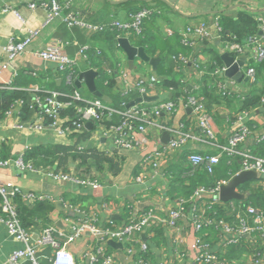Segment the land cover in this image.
<instances>
[{
	"label": "crops",
	"instance_id": "obj_1",
	"mask_svg": "<svg viewBox=\"0 0 264 264\" xmlns=\"http://www.w3.org/2000/svg\"><path fill=\"white\" fill-rule=\"evenodd\" d=\"M56 1L62 6L61 16L49 18V9L41 7L40 4L46 2L51 6L52 0H0V45H5L12 37L22 40L29 35V31L37 32L26 51L4 71L0 83L2 88L8 85L15 87L18 82L20 84L21 78L18 81L17 78L19 72L23 71L25 74L23 73L22 78L28 83H23L25 86L22 88L25 90L34 91L43 87L49 91H56L62 82L58 64L42 59L38 55L40 51L56 46L62 47V52L74 59L79 69L82 71L90 69L81 50L83 47L103 49L108 47V40L105 39V34L91 31L81 24L68 26L63 17L69 12L78 13L83 22L110 25L115 22H131L132 7L139 6L149 10L151 15L143 22V34L140 33L138 36L131 31H125L120 32V36L127 37L135 46H143L151 57L160 58L158 76L154 74L151 64L139 58L135 59L131 69L123 50L124 53L118 54L126 62L132 80L148 75H155L158 79L159 76L169 73L162 69L160 64L162 57L180 58L181 64L173 65L176 70L174 71L182 75L190 88L195 89L200 86L202 75L209 73L206 65V68H200V63L209 64L214 53L222 57L223 53L229 52L217 33L218 15L220 13L236 15L241 8H247L264 19V0ZM30 3H36L38 6L31 8ZM202 24L206 25L210 35L194 46L185 45L182 33L189 26ZM250 56L252 57V53ZM7 60V53L0 51V65ZM251 63L257 69L253 82L249 79L235 80L224 74L226 78L217 85L224 84L222 91L227 95H238V98L248 94L254 86L264 89V61L257 62L252 59ZM251 63L250 61L247 65L245 63L241 70ZM108 71L111 72L110 69ZM117 79L120 80L119 76ZM250 82L253 85H250ZM161 94L164 92L161 91ZM34 95L32 93V96ZM157 95L160 100V92ZM154 102L156 101L147 103ZM185 104L187 103H183L172 118L164 113L154 116L155 118H152L154 124L148 127L147 134L132 149L119 147L115 143L114 135L103 136L99 128L94 127L96 123L92 121L91 128L86 127L83 131L73 129L71 133H62L50 125H45L42 130L31 128L19 130L13 127L15 118L3 115L0 118V159L10 162L0 168V181H13L21 191L23 200L30 207L34 199H30L27 193L54 197L53 200H40L45 202L46 217L51 219L48 227L66 233L72 232L73 222L86 220L102 229H122L130 222L133 213L141 215L151 209L157 215L165 217L173 207H178L180 201H188L191 197L181 195L176 192L175 186L171 185V178L175 179L179 175L182 165L186 169L189 166L192 168L188 159L190 154H219L222 151L220 146L228 145L231 133L239 126L237 119L244 113L245 125L249 128L250 134L241 145V149L253 151L254 147L264 140V99L257 108L250 111H239L238 105H232L227 109L216 108L213 110V117L208 113L216 125V142L213 143L205 140L195 113ZM15 109L18 112L17 108ZM231 113L236 115L233 121L229 119ZM36 116L37 114L31 111L30 117L35 119ZM177 128L191 133L196 138H190L182 148L172 151L169 157L161 161L159 168L144 165L143 157L146 152L155 146L166 145L172 135L170 129ZM164 133L168 134L166 138ZM40 145L56 149L57 160L54 167L35 166L36 169L33 171H22L15 164V159L26 149ZM224 157L228 158L227 164L236 170L234 173L236 174L242 167V160L239 156L229 157L226 153L222 155V159ZM184 172L181 177L193 175L191 171ZM58 175L69 177L64 179L57 177ZM141 175L142 181H138L137 178ZM248 187L251 192L245 199H235L231 202L221 200L215 205L225 210L223 217H219L216 211L213 214L206 211L213 222L204 225L200 230L195 227L185 207L184 214L177 220L176 225L151 220L148 228L136 233L139 242L122 243L116 238L110 236L101 238L86 230L74 241L69 242L68 247L74 255L76 264H104L102 258L98 261L90 260V255L99 247H103L107 254L115 258V264H139L140 260L146 261L147 264H264V232L253 230L250 233H238L245 224L255 226V215L249 211L250 206L264 213L263 205L254 202L252 198L245 203L242 202L250 197L252 190L257 195L259 191H264V179L254 180ZM58 202H61V208L57 205ZM45 222L47 221L43 216L35 221L33 226L28 227L33 233V243H36L42 231L47 228L44 227ZM229 226L232 227L233 233L227 230ZM160 228L162 231L159 234L157 230ZM198 236L208 245V251L215 253L214 262H196L192 259L193 252L189 244ZM60 239L63 241L64 237ZM231 239L236 241L230 242ZM111 240L121 243L122 246L112 245ZM142 242L148 246L145 251L142 249ZM24 246L23 242L17 241L9 234L6 223L0 221V264H13L10 261L11 255ZM40 251L43 255L42 263L50 264L53 248L46 245ZM19 264L31 262L22 260Z\"/></svg>",
	"mask_w": 264,
	"mask_h": 264
},
{
	"label": "built area",
	"instance_id": "obj_2",
	"mask_svg": "<svg viewBox=\"0 0 264 264\" xmlns=\"http://www.w3.org/2000/svg\"><path fill=\"white\" fill-rule=\"evenodd\" d=\"M38 5L36 3H30L31 8H36ZM41 7H47L49 9V18L55 16H61L60 11L62 6L58 4L56 0H52L51 6L46 2H41ZM9 10V7H8ZM151 15V12L147 9H142L134 14H132V21L129 23H113L110 25H94L89 22H83L78 13H67L63 19L68 24V26L83 25L91 31H105V30H124L133 31L135 34L140 35L142 33V25L145 19ZM19 16V15H18ZM260 34H255L246 39L245 45L226 43L225 46L228 50H236L238 57L245 53H249L248 57L244 61V64L249 63L248 59H253L257 62L264 61V19L260 18ZM217 33L221 27L218 24V18L216 22ZM37 32L29 31L27 35L22 40H16V38H10L8 43L5 45H0V51H4L8 55V60L0 65V83L2 81V75L6 69L13 63L20 55H22L27 46L30 44L33 37ZM210 35V31L206 25L202 24L200 26H189L182 33L183 42L185 45L194 46L200 42L203 38ZM88 47H83L82 54L85 55ZM252 53V57L250 56ZM39 57L45 60L55 61L58 64V70L64 71L69 67H74L77 62L74 59L69 58L62 52V47H52L48 50H43L38 53ZM247 69L244 73L250 81L253 82L257 75V69L254 65L248 64ZM227 67L222 66L217 68L215 74L218 76H223L225 74ZM202 74V73H200ZM119 79L125 84L126 89L138 90L142 94L157 95L161 94L158 89L156 82L157 76L148 75L147 77H141L137 80H132L130 72L125 69H121L119 72ZM71 80V76H69ZM219 80L218 83H221ZM9 84V83H7ZM224 84H220L219 88ZM0 88L2 85L0 84ZM4 88H12V85H8ZM157 93V94H156ZM60 93L58 91H52L51 95L48 97H40L34 95L31 100L32 105L37 104L44 110V113L54 117L55 121L49 124L52 128L58 129L59 132H70L73 129L75 131L86 130V123L92 121L97 124L102 135L109 137L114 135L116 137L115 143L123 149H132L135 144L139 143L143 136L147 134L148 127L154 124L152 120V114L158 116L162 113L168 115L169 118L174 117L183 103L185 106L192 108L198 119V126L205 136L207 142H216V125L212 117L208 114L204 103L199 101L195 96H189L187 102L183 99L178 102L172 100H159L154 106L152 111H148L146 107H140L138 105L131 106L124 111H118L112 108L108 103L100 98L84 99L79 90H75L72 97L74 99L85 101V105H78L77 112L78 116L75 121H73L74 128L71 129L69 126H64L66 119L59 118V112L62 108H67L73 105V101L61 102L58 99ZM22 102L18 101L16 106L5 112L6 117L15 118L13 120V127L19 130H24L25 128L42 130L45 125L43 116H36L35 119L31 118L27 121H23L19 114ZM17 111L16 112V109ZM114 114L119 115L121 118L117 124L106 125L104 124L105 119L113 117ZM239 126L231 133L229 137L228 145L220 146L222 151L219 154H200L192 153L188 156L192 168H196V171L204 169L210 174L214 172L215 167L220 163L222 155L226 153L229 157H237L242 160L241 170H255L264 174V157H259L253 154L251 150H242L241 145L244 144L247 137L250 134L249 128L245 125V113L237 119ZM98 130V131H99ZM172 135L168 143L164 146H155L151 148L143 157L144 165H151V167L159 168L161 161L169 157L170 153L174 150L182 148L190 138H196L191 135V133L186 132L182 129H170ZM71 133V132H70ZM15 164L22 171H33L36 167L25 161L22 155L15 159ZM9 160L0 159V168L9 164ZM195 169H193V172ZM238 171V172H239ZM192 173V170L190 172ZM60 178H68L66 175H58ZM143 176L137 178L138 181H142ZM228 181H223L219 183L216 187H197L188 201H180L178 207H173L169 213L164 217L157 215L152 209L144 212L141 215L133 216L130 222L122 229L113 230L110 228H99L93 222L86 220L81 222H73L72 232L66 233L63 231H58L54 227L45 228L36 243L32 242L33 233L30 229L24 227L18 216L17 205L13 200V196L19 188L13 181H0V221L6 223L8 232L17 241L23 242L24 247L17 249L13 252L10 257V261L13 264H19L22 260H28L31 264H43L42 263V253H40L41 248L50 245L53 248V257L50 260V264H76L73 253L68 247L69 242L74 241L81 233L86 230H90L94 235L104 238L105 236H110L111 238H116L122 243H132L134 241L139 242V238L136 237V233L143 231L148 228L151 224V220H156L158 223H168L170 225H176L177 220L184 214L185 207L188 210V215L192 217L195 227L200 230L204 225L211 224L213 222L212 218L206 213L207 207L216 205L221 202L219 195L220 186L227 183ZM30 199L35 200H53L54 197L51 195H35L32 193H27ZM196 201V202H194ZM249 211L255 215V226H249L247 224L242 227L238 233H250L253 230H260L264 232V213L255 207H249ZM228 231H233L232 227H228ZM233 233V232H231ZM60 237H64L62 241ZM236 241L231 239L230 242ZM143 251H145L148 246L145 242L141 243ZM189 246L192 249L193 256L192 259L196 262H214L216 260L215 253L208 251V245L203 242V240L198 236L194 237L190 242ZM90 260H97L99 258L103 259L104 264H115L116 260L112 255L107 254L103 247H99L95 253L90 255ZM139 264H147L146 261L140 260ZM166 264V263H163Z\"/></svg>",
	"mask_w": 264,
	"mask_h": 264
},
{
	"label": "trees",
	"instance_id": "obj_3",
	"mask_svg": "<svg viewBox=\"0 0 264 264\" xmlns=\"http://www.w3.org/2000/svg\"><path fill=\"white\" fill-rule=\"evenodd\" d=\"M142 9L143 7L139 6L132 7L131 12L132 14H134ZM217 18L218 24L221 27L219 32L220 41L223 44L235 43L245 45L246 39L248 37L259 34L260 29L258 26L260 24V17L247 8H241L236 15L220 13ZM120 32L125 33V31H122L121 29L120 31L117 29L97 31L96 33L105 34V39L108 40L109 44L108 47L106 46L103 49L99 47H89L84 56L87 58L85 59L87 67L98 71V76L96 77L97 88L100 92L108 95L112 99V102L108 104L115 110L124 111L128 108L127 106L129 103L141 96V92L138 90L126 89L124 86L125 84L117 79L120 70L127 68L126 62L123 61L121 56L118 54V52L124 53L123 49L118 45V39L119 37H121ZM131 32L134 33L133 31ZM228 51L234 57H238V53L236 50ZM212 56L213 57L209 64L200 63V68H204L206 65V67L208 68L207 71L209 73L202 75L201 81L199 83L200 86H198L196 89L190 88L186 81L183 80L182 75L176 74V70L173 68V65L171 66V60L169 58L165 56L162 57V61L160 63L162 64V69L167 70V72L169 73L164 74V76L162 75L161 79H157L156 85L158 89L164 92L163 95L160 94V100L167 99L178 102L179 100L183 99L184 102H187L189 96H195L199 101L204 103L208 113L212 117L213 110H216V108L218 107H224L227 109L232 105H238L239 111H250L254 108H257L264 99V89H260L257 88V86H254V88L248 94L239 96L241 98H238V95L234 94L227 95L217 85L219 80L226 78L225 75L218 76L214 72L217 68L224 66V62L220 55L214 53ZM248 61H250L251 63L252 59H249ZM108 69H110L111 72H109ZM59 72L62 75V82L56 88V91L60 93L58 99L61 102L73 101V105L67 108H62L58 115L60 119H66L64 124L73 129V121H75L78 116L77 106L85 105V101L74 99L72 97L74 91L79 90L82 94V98L84 99L97 97L94 96L84 84L82 86V90H80V88L77 86L76 80L79 78L82 72V70L79 69L77 65ZM170 72L172 73L170 74ZM23 73L25 74V72L23 71L19 72L18 74L17 81L21 78L20 84L18 82L16 85H14L15 87L12 86V88H0V118L5 115V112L7 110L14 108L16 106V103L20 101L22 102V105L19 110V114L23 121L31 119L32 116L30 117V114L31 111H33L38 116H43V118L45 119L44 123H47L48 125L51 124L55 121L54 117L44 113V110L37 104H34L32 105L33 107H31V99L33 97L32 93L43 98L50 96L52 91H49L43 87L35 89L34 91L25 90L24 88H22L23 86H25V84L23 83H28L24 78H22ZM69 76H71V80H69ZM250 85H253V83L250 82ZM158 101L152 104L147 102H140L136 103L135 105L146 107L148 111H152L153 106ZM151 117L155 118L153 114ZM230 118L231 121H233L236 119V115L231 113L229 119ZM120 119L121 118L119 117V115L114 114L110 119H105L104 124H117ZM96 125L97 124H95L94 127H97ZM55 152L56 149L53 147H45L44 145H40L37 147L26 149L22 153V158L25 161L32 163L36 167H46L48 165H52L54 167L57 160V155ZM252 152L256 156L264 157V140L260 141L258 146L254 147ZM227 162L228 158H221L220 163L215 167L213 174H209L206 170L201 169L199 171L197 170L195 174L187 177L181 176L184 171H191L192 168L189 166L186 169V167H183L182 165L179 175H177L175 179L171 178V185L175 186L174 189L176 190V192L184 195L187 198L190 197L193 194L194 190L199 186L216 187L217 184L223 181H228L236 172V170L228 165ZM223 173H225V175H223ZM252 181L241 184L239 188H241V190L245 193L251 192L248 184ZM253 194L254 196H252ZM251 198L254 202L259 203L260 205L262 204L264 209L263 190L259 191L258 195L257 193L255 194V192L253 193L252 190L250 197L247 200H243L242 202L245 203ZM13 200L17 205L18 216L24 227L28 228L29 226H33L34 222L43 218V216L47 221L44 223V227H48V225L51 223V219L46 217L47 206L45 202L35 200L31 203L30 207V205H28L23 200V195L20 190H17L15 192ZM206 211L209 213L211 212L212 214L216 211L219 217H223L225 213L224 209H222L220 206L215 205L207 207ZM161 231L162 229L160 228L157 230V233L160 234Z\"/></svg>",
	"mask_w": 264,
	"mask_h": 264
},
{
	"label": "water",
	"instance_id": "obj_4",
	"mask_svg": "<svg viewBox=\"0 0 264 264\" xmlns=\"http://www.w3.org/2000/svg\"><path fill=\"white\" fill-rule=\"evenodd\" d=\"M119 46L124 50L127 55L129 67L132 69L134 66V62L136 58L144 61L145 63H149L153 66L154 74L158 76L157 69L158 63L160 61L159 57H151L147 54L145 48L143 46H135L133 45L127 37H120L118 39ZM248 57V53H245L239 57V59L235 60V58L229 53L225 52L222 54V59L227 67L225 71V75L229 78L235 80H248V77L244 75L241 70V66L244 65V61ZM98 76V71L95 69H87L82 71L79 78L76 80L77 86L82 90L83 83L87 87V89L96 97L101 98L107 103H111L112 99L108 96L100 92L97 88L96 77ZM159 79L162 77L159 76ZM159 99L158 95H148L142 94L140 97L132 101L128 104V108L140 102H152L157 101ZM86 127L91 128L92 122L88 121L86 123ZM168 136L167 133H164V137ZM17 169H19L16 166ZM264 179V174L255 171V170H241L234 174L227 183L222 184L220 186L219 195L222 201L228 202L235 199H245L250 192H243L239 190V186L248 181ZM57 205L61 208V202H58ZM110 243L114 246H122L121 243L115 242L111 240Z\"/></svg>",
	"mask_w": 264,
	"mask_h": 264
},
{
	"label": "rangeland",
	"instance_id": "obj_5",
	"mask_svg": "<svg viewBox=\"0 0 264 264\" xmlns=\"http://www.w3.org/2000/svg\"><path fill=\"white\" fill-rule=\"evenodd\" d=\"M170 60H171V64L174 65V66L181 64V61H182L180 58L170 59ZM243 71H246V67L243 68ZM193 169H195L194 172H193ZM195 172H196V168L193 167L192 168V173L195 174Z\"/></svg>",
	"mask_w": 264,
	"mask_h": 264
},
{
	"label": "clouds",
	"instance_id": "obj_6",
	"mask_svg": "<svg viewBox=\"0 0 264 264\" xmlns=\"http://www.w3.org/2000/svg\"><path fill=\"white\" fill-rule=\"evenodd\" d=\"M98 98V97H97ZM101 99V98H100ZM107 103V102H106ZM134 106V105H133Z\"/></svg>",
	"mask_w": 264,
	"mask_h": 264
}]
</instances>
